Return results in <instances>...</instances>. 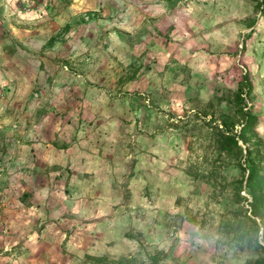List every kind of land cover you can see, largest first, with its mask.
Returning a JSON list of instances; mask_svg holds the SVG:
<instances>
[{
    "label": "rangeland",
    "instance_id": "rangeland-1",
    "mask_svg": "<svg viewBox=\"0 0 264 264\" xmlns=\"http://www.w3.org/2000/svg\"><path fill=\"white\" fill-rule=\"evenodd\" d=\"M258 1L0 0V264H80L139 244L163 264H250L256 252L217 231L238 207L230 193L186 172L205 140L191 152V131L171 124L247 71L264 138Z\"/></svg>",
    "mask_w": 264,
    "mask_h": 264
},
{
    "label": "trees",
    "instance_id": "trees-1",
    "mask_svg": "<svg viewBox=\"0 0 264 264\" xmlns=\"http://www.w3.org/2000/svg\"><path fill=\"white\" fill-rule=\"evenodd\" d=\"M258 7L264 10V0L258 1ZM51 42L52 39L48 41ZM252 88L248 72L244 71L229 97L208 101L203 106L204 110L195 111L185 118L179 117L171 126L191 131L188 143L191 152L194 142L205 140L201 160L189 164L187 174L221 193H230L232 202L238 205L220 213L218 233L231 247L256 252L250 264H264V138L254 130L257 116L247 106ZM223 100L229 102L231 111L223 109ZM230 167L237 171L231 178L226 173ZM242 191L249 194L250 200ZM185 213L186 220L198 222L195 214L188 210ZM125 236L136 237L133 233ZM164 258L162 249L148 250L139 244L134 253L116 257L105 252H86L80 264H163Z\"/></svg>",
    "mask_w": 264,
    "mask_h": 264
}]
</instances>
